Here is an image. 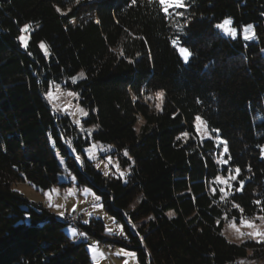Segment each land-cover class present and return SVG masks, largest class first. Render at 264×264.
Instances as JSON below:
<instances>
[{
  "label": "trees",
  "instance_id": "trees-1",
  "mask_svg": "<svg viewBox=\"0 0 264 264\" xmlns=\"http://www.w3.org/2000/svg\"><path fill=\"white\" fill-rule=\"evenodd\" d=\"M130 3L0 0V264H92L87 243L65 233L69 223L12 189L65 190V171L100 196L128 240L110 239L97 219L82 222L81 233L134 251L139 264H236L249 250L264 259V243L221 235L225 218H241L233 202L246 219L264 214L254 203L264 202V0H185L182 17H165L158 0ZM226 18L238 32L252 25L255 39L224 36L215 25ZM24 25L26 48L18 41ZM178 36L192 52L187 63L171 43ZM53 84L79 94L83 127L97 128L89 136L49 106ZM197 115L226 142V161L245 181L223 201L211 180L226 171L214 140L198 138ZM90 139L115 147L129 167L125 183L87 160Z\"/></svg>",
  "mask_w": 264,
  "mask_h": 264
},
{
  "label": "rangeland",
  "instance_id": "rangeland-1",
  "mask_svg": "<svg viewBox=\"0 0 264 264\" xmlns=\"http://www.w3.org/2000/svg\"><path fill=\"white\" fill-rule=\"evenodd\" d=\"M229 27L234 28L232 24H230ZM244 27H242L239 32L237 31V35L240 34L242 38L244 36V31H243ZM253 32L254 29L252 27V29L249 30V35H251ZM222 33L224 34V36L231 37L225 34L223 31ZM254 39L250 41H253ZM27 40L29 41L28 35H27ZM43 44L45 45V47L41 49V51L45 57H48L49 56L48 48L45 43ZM20 46L22 48H25L21 44ZM49 90H51L53 93V99L51 101H49L46 98V94ZM48 91L45 93V99L56 114L65 115L63 110L67 108L68 113L65 116L69 118L71 123L75 125L81 133L87 136H89L93 131L97 129L94 126L88 129H85L83 127L82 121L86 117L83 116V113L79 111V109L82 108L85 112H87V110L84 109L79 104L78 96L76 95L69 96L68 95L69 91L63 89L58 84L51 85ZM153 99L156 102L155 105L156 106L159 105L160 107L163 99L157 98V95H154ZM77 121H79L80 124H77L76 123ZM141 124L142 121L140 120L137 123V128ZM196 133L200 140L213 139L216 144L217 161L226 160V155L223 154V149L226 146V144H221L220 139H218L217 137H213L206 125L202 126L199 132H197L196 130ZM85 149H90V151L88 152H85L84 150L85 157L87 158L88 161H90L93 164L94 168L97 171H99L103 176H105L104 175L105 172H108V175L106 177L120 178L124 183L126 182V177L129 174V167L124 168L121 166L119 157L114 153L115 147L113 145L102 144L100 142H96L90 139L89 146L86 147ZM124 152L125 151H123L122 156L127 158L124 155ZM108 157H111L110 163ZM97 164H99V168H97L96 166ZM121 173H123L124 175L121 176ZM73 177L74 176L69 171H65L63 174L60 175L59 177L60 182L68 184V187L65 190L53 188L50 190L41 191L29 185L27 182H16L13 184L12 189L22 194L29 201L34 203H39L44 207L49 208L56 216L60 218H61L60 213L72 214L74 212H77L78 214L83 216V223L85 220H87L89 223L92 219H97L101 221L104 225L105 234L110 239L128 240V236L123 224L118 222L109 213H107L103 204L101 203V200L97 199V195L92 189H90L87 186H77L76 179H73ZM45 193H47V195ZM137 203L138 200L133 201L129 209L131 210L134 209ZM239 220L240 218H236V223L238 226H239ZM231 222H232V218H225L222 229L223 236L229 242L235 244H242V243L254 241L255 243H257L256 240L249 238L247 235V233L252 231V229L242 227L241 232L245 233V235L243 237H238L237 233L229 226ZM255 223L258 225L260 231H264V223H262L259 220H255ZM72 229L74 228L70 224L64 227L65 233L74 242L87 243L86 247L90 255L92 264H139L137 254L134 251L119 246H113L114 250L118 252V260H115V258L113 257L114 261L111 262L110 260H108L106 257L103 256V253L100 250L101 248L100 249L98 248L97 241L94 238L89 237L87 235L81 236L80 233L77 231L76 234L73 235ZM129 229L132 233L134 232V227H132V225L130 224H129ZM108 246L109 248L112 249V246L110 245ZM90 248L95 249V251H91ZM129 253H135V255H129ZM251 255L252 252L249 250L247 252V256L243 258H239L236 264H241V262H243V264H264V259L254 260L251 258Z\"/></svg>",
  "mask_w": 264,
  "mask_h": 264
},
{
  "label": "snow or ice",
  "instance_id": "snow-or-ice-1",
  "mask_svg": "<svg viewBox=\"0 0 264 264\" xmlns=\"http://www.w3.org/2000/svg\"><path fill=\"white\" fill-rule=\"evenodd\" d=\"M78 2V0H77ZM153 0H149V3H152ZM137 0H131V3L129 6H133L136 5ZM158 5L159 8L161 10V12L164 14L165 17H169L171 15H173V13H175L177 16H183V12L179 11L180 9H184L187 10L188 5L185 3V0H158ZM57 12H60V8L56 9ZM171 10V11H170ZM97 23H99V21H97ZM232 24V21L230 19H224L221 23H218L215 25V27L217 29H221L225 34L231 36L232 38H235L237 36V29L236 28H230L229 25ZM29 25H24L20 28V35L18 36V41L19 43L24 46L25 48L27 47L28 44V40H27V34L29 32ZM252 25H248L245 26L243 31H244V36L243 39L245 41H250L252 39H254L255 34L254 32L249 35V30L252 29ZM173 47L177 48L178 54L180 55V57L182 58V60L187 63L190 61V58L192 56V52L190 51V49L187 46H179L182 44V40L181 37L178 36L176 39H173L171 41ZM41 49H43L45 47V45L43 43L40 44ZM123 54V53H122ZM133 61L129 60V63H132ZM81 76H83V73H80ZM72 82L75 83V77H72ZM69 96L72 95H76L78 96V93H74L72 91L68 92ZM157 98H162L164 96L163 91L157 92ZM46 98L51 101L53 99V93L51 90H49L46 94ZM133 99H135V97H133ZM157 107L159 108V105H157ZM65 115H67L68 113V109L65 108L64 110ZM79 111H81L83 113L84 117H87L88 113L85 112L82 108L79 109ZM194 128L197 130V132H199V130L201 129L202 126L206 125V121L199 115H197L194 118ZM77 124H80L79 121L76 122ZM212 131L214 132H219V129H212ZM183 135L187 136L188 133H184ZM221 144H226L225 141H223V139H221L220 141ZM68 147L70 149H72V151L75 153V149L72 148V144L71 142H68ZM90 151V149H85V152ZM229 153V149L225 146L223 149V154L227 155ZM124 155L128 158V160H131V156L128 155V152L125 150ZM261 158H264V148H261ZM230 159V157H229ZM109 163L111 162V157H108ZM76 161L79 162L80 161V156L76 155ZM218 163H220L222 170L226 171V174L224 175H215L214 178L211 180V184L214 185V187H212L211 191L213 193V195L215 196L217 194V188H219V195H220V199L223 201L226 198L229 197L230 194H232V190L234 188V183L238 182L240 187L239 188H235V191H242L244 188V183L245 181L243 179H240V174H241V169L237 166L235 167V169L233 170V168L229 165L228 161L226 160H221L218 161ZM97 168H99V164L96 165ZM250 171V168H249ZM105 176L108 175V172L104 173ZM124 174L121 173V176H123ZM73 179H75V177H73ZM47 195V193H45ZM97 199H100V196H97ZM254 203L260 207V212L264 213V202H261L260 200H255ZM51 206V205H50ZM233 208H236L240 211L241 213V218L239 220V226L236 223V218L233 217L232 218V222L230 223V227L237 233L238 237H243L245 235V233L241 232V228L245 227V228H249L252 229V231L248 232L247 235L249 238L254 239L257 241V243H264V231H260L258 225L255 223V220H259L262 223H264V214L261 215H257L254 219L253 218H248L245 219L243 217V209L240 208V206L238 204H235L233 202ZM175 213L173 212H169V217L171 218L172 216H174ZM61 218H63L64 213H60ZM149 219H152L151 217ZM85 224H88V221L85 220L84 221ZM72 234L75 235L76 234V229H72ZM81 236H86V233H80ZM221 235H223V233H221ZM91 251H95V249H91ZM129 255H135V253H129ZM241 264H243V262H241Z\"/></svg>",
  "mask_w": 264,
  "mask_h": 264
},
{
  "label": "built area",
  "instance_id": "built-area-1",
  "mask_svg": "<svg viewBox=\"0 0 264 264\" xmlns=\"http://www.w3.org/2000/svg\"><path fill=\"white\" fill-rule=\"evenodd\" d=\"M63 219L69 220V222H72L74 224V227L76 229L77 232L81 233V228H80V224L83 222V216L78 214L77 212H74L72 214L69 213H65L63 216ZM98 246L104 251V252H108L111 250V248H109V246L107 244H103L100 242H97Z\"/></svg>",
  "mask_w": 264,
  "mask_h": 264
},
{
  "label": "crops",
  "instance_id": "crops-1",
  "mask_svg": "<svg viewBox=\"0 0 264 264\" xmlns=\"http://www.w3.org/2000/svg\"><path fill=\"white\" fill-rule=\"evenodd\" d=\"M98 245V243H97ZM98 248L100 249V247L98 246ZM101 252L103 253V256L106 257L108 260H110L111 262L114 261L113 257L115 258V260H118V252L116 250H114V248L112 247V249L108 252H104L102 249H100ZM112 255V257H111Z\"/></svg>",
  "mask_w": 264,
  "mask_h": 264
},
{
  "label": "bare ground",
  "instance_id": "bare-ground-1",
  "mask_svg": "<svg viewBox=\"0 0 264 264\" xmlns=\"http://www.w3.org/2000/svg\"><path fill=\"white\" fill-rule=\"evenodd\" d=\"M61 220L64 221V222L69 223L75 229L74 224L72 222H69V220H66V219H63V218H61Z\"/></svg>",
  "mask_w": 264,
  "mask_h": 264
}]
</instances>
